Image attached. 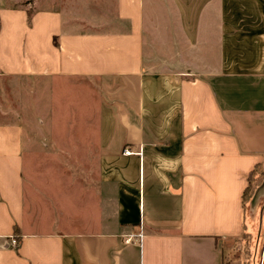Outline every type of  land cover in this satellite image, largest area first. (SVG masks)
I'll return each mask as SVG.
<instances>
[{"label":"crops","instance_id":"obj_1","mask_svg":"<svg viewBox=\"0 0 264 264\" xmlns=\"http://www.w3.org/2000/svg\"><path fill=\"white\" fill-rule=\"evenodd\" d=\"M3 94L19 109L0 108V264H224L248 229L264 0H0ZM69 102L97 123H52ZM58 131L96 149L72 188L36 177L63 157L26 154Z\"/></svg>","mask_w":264,"mask_h":264},{"label":"rangeland","instance_id":"obj_2","mask_svg":"<svg viewBox=\"0 0 264 264\" xmlns=\"http://www.w3.org/2000/svg\"><path fill=\"white\" fill-rule=\"evenodd\" d=\"M84 88L78 87V93L90 92L95 95L96 101L98 102L97 95L101 90V85L98 81H92L88 79H84L82 82ZM7 88L10 90V84H6ZM75 87H69L66 91L67 96L66 99L70 96H73L75 93ZM3 102V103H2ZM18 100L11 98V94H8L7 98L5 94H3V98H0V108L2 104H5L6 107L19 109ZM73 104V103H72ZM99 104V102H98ZM66 115H58L59 109H55L54 114L52 116V123L56 125H87V123L91 124L92 127L98 121V114L95 116H86V117H78V121L75 122V111L76 109L69 103H66ZM5 107V108H6ZM95 107L94 109H97ZM4 112L0 111V120L2 118ZM36 119L38 115H35ZM34 122V121H33ZM36 123H41L39 120H36ZM28 138H32L34 136L33 132L28 131ZM85 135V133H79ZM89 137L93 138L94 133L88 132ZM48 139L46 137L40 136L36 138V146L31 148L30 152H27V156H57L63 157L64 161L67 162L65 164H55L54 166L58 169V174H54L53 176L49 174V172L45 173L44 166L39 168L37 171L36 177L41 178L44 181H48L52 179L55 181L59 178L62 181H66L68 183V187H75L76 181L81 177V174L87 172L89 176L92 168L95 165L92 164H79V163H70L75 160L76 157L90 154L91 151L95 152V148H88L82 150V146L75 141V133L67 132V131H58L54 133L47 134ZM85 137V136H84ZM38 166V165H37ZM86 177V176H85ZM84 177V178H85ZM51 181V180H50ZM245 223L247 224L248 231L252 234L243 235L238 240L229 243L225 251L227 253V261L230 264H264V163L256 168L254 174V180H252L250 187L245 196Z\"/></svg>","mask_w":264,"mask_h":264},{"label":"trees","instance_id":"obj_3","mask_svg":"<svg viewBox=\"0 0 264 264\" xmlns=\"http://www.w3.org/2000/svg\"><path fill=\"white\" fill-rule=\"evenodd\" d=\"M31 17V13H29V18ZM260 165H257V167H259ZM256 167V168H257ZM256 168L254 169V170H252L251 172H250V174H249V186L246 188V190H245V196H246V193H247V191H248V189H249V187H250V184H251V182H252V180H254V174H255V170H256ZM244 200H245V198H244ZM246 207V205H245V203H244V208ZM246 209V208H245ZM16 231H17V229H16ZM249 234H251V233H249V232H247V228L245 227V229H244V232H243V235H249ZM224 264H230L228 261H227V259L225 258V261H224Z\"/></svg>","mask_w":264,"mask_h":264},{"label":"built area","instance_id":"obj_4","mask_svg":"<svg viewBox=\"0 0 264 264\" xmlns=\"http://www.w3.org/2000/svg\"><path fill=\"white\" fill-rule=\"evenodd\" d=\"M124 153L125 154H131L132 152L129 150V149H125L124 150ZM140 237L142 238V235H140ZM11 243L14 245V246H18L19 245V240L16 236H13L11 238Z\"/></svg>","mask_w":264,"mask_h":264}]
</instances>
